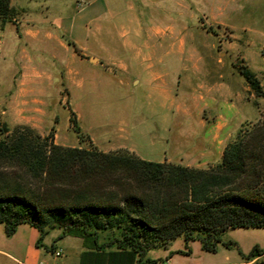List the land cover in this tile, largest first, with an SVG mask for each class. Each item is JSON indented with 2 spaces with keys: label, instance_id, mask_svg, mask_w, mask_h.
I'll return each mask as SVG.
<instances>
[{
  "label": "rangeland",
  "instance_id": "obj_1",
  "mask_svg": "<svg viewBox=\"0 0 264 264\" xmlns=\"http://www.w3.org/2000/svg\"><path fill=\"white\" fill-rule=\"evenodd\" d=\"M0 1V127H30L58 146L128 151L152 162L209 169L221 163L241 129L262 120L264 97L254 94L242 72L252 73L264 92V0H182L181 8L170 0H150L153 18L175 24L181 9V24L191 30L181 33L187 46L179 78H170L177 105L160 114L169 117L168 124L161 119L153 125L151 119L138 127L136 108L129 107L133 83L124 75L130 61L118 66L96 56L91 60L61 36L34 40L29 33L42 25L33 19L45 15L46 6L35 0ZM41 71L49 80L27 83ZM81 77L88 78L79 86ZM33 99L43 102L31 104ZM191 246L194 260L226 257L199 251L198 242ZM255 247L264 251V228L229 230L219 245L232 262Z\"/></svg>",
  "mask_w": 264,
  "mask_h": 264
},
{
  "label": "trees",
  "instance_id": "obj_2",
  "mask_svg": "<svg viewBox=\"0 0 264 264\" xmlns=\"http://www.w3.org/2000/svg\"><path fill=\"white\" fill-rule=\"evenodd\" d=\"M242 74L264 97L255 76ZM53 140L30 127H0V225L8 236L28 224L40 232L39 246L56 230L62 233L58 240L74 235L96 247H115L131 263L157 264L150 252L179 238L216 254L224 232L264 228V111L209 169ZM263 258L255 247L242 264H264Z\"/></svg>",
  "mask_w": 264,
  "mask_h": 264
},
{
  "label": "crops",
  "instance_id": "obj_3",
  "mask_svg": "<svg viewBox=\"0 0 264 264\" xmlns=\"http://www.w3.org/2000/svg\"><path fill=\"white\" fill-rule=\"evenodd\" d=\"M35 1L40 7L45 5L48 12L33 19L42 26L30 32L29 36L44 43L61 36L74 44L81 55L90 56L91 60L96 56L118 66L121 62L130 61V65L124 68V75L133 83L131 92L134 96L129 107H135L137 111L136 115L133 114L135 127L151 119L153 125L161 123V119L168 124L169 117L160 114L173 110L177 105L176 98H172L177 94L176 88L170 83V78H179L177 67L181 63V52L187 46L186 35L183 39L181 33L191 30L189 24H181V9L175 14L177 23L174 24L159 17L153 18L149 11L150 0ZM181 1L170 0L169 4L173 2L181 8ZM87 78L81 77L77 84L82 86ZM46 80H49L48 76L41 71L33 73L27 83ZM36 102L43 101L33 99L31 104ZM157 162L163 163L165 160ZM6 233L5 226L0 225V264H135L115 247H96L91 241L74 235H66L58 240L61 231L45 236L41 246L38 245L40 232L31 225H21L11 236ZM197 249L206 252L199 242ZM59 250L63 253L58 257L56 253ZM193 252L192 246L187 247L184 240L179 238L148 257L150 260L159 259L157 264L164 260L169 264L243 263L242 258L228 261L227 254L230 252L220 249L216 254L226 255L222 262L210 261L206 257L203 261L194 260Z\"/></svg>",
  "mask_w": 264,
  "mask_h": 264
},
{
  "label": "built area",
  "instance_id": "obj_4",
  "mask_svg": "<svg viewBox=\"0 0 264 264\" xmlns=\"http://www.w3.org/2000/svg\"><path fill=\"white\" fill-rule=\"evenodd\" d=\"M60 253H61V252H59V253H56V255H57V256H59V255H60ZM161 264H168V262H162Z\"/></svg>",
  "mask_w": 264,
  "mask_h": 264
},
{
  "label": "water",
  "instance_id": "obj_5",
  "mask_svg": "<svg viewBox=\"0 0 264 264\" xmlns=\"http://www.w3.org/2000/svg\"><path fill=\"white\" fill-rule=\"evenodd\" d=\"M94 60V59H93Z\"/></svg>",
  "mask_w": 264,
  "mask_h": 264
}]
</instances>
